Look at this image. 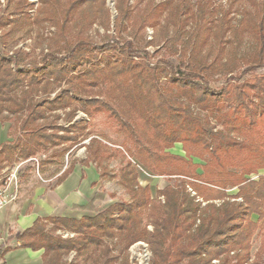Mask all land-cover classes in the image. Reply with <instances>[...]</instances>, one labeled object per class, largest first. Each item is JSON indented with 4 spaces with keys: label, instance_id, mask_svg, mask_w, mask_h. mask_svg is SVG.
<instances>
[{
    "label": "trees",
    "instance_id": "obj_1",
    "mask_svg": "<svg viewBox=\"0 0 264 264\" xmlns=\"http://www.w3.org/2000/svg\"><path fill=\"white\" fill-rule=\"evenodd\" d=\"M40 1L47 7L39 9L43 16L35 22H49L57 30L45 52L9 54L2 50L7 33L0 36V124H10L11 138L0 145V169L52 149L66 154L89 139L83 145L86 164L93 162L100 177L108 175L102 164L121 154L125 165L118 177L129 200L80 219L37 218L17 236L20 246L43 250V264H78L63 257L70 252L82 256L89 247L98 253L91 264H130L127 250L139 241L148 245L149 264H264V173L259 174L264 171V74L255 75L264 67V0H247L250 9L243 11L222 9L213 0H167L149 4L137 18L126 0H116L117 39L99 43L83 32L97 16L108 30L109 15L101 0H70L63 9L58 0ZM13 3L9 17H0V30L28 18V0ZM233 12L241 16L238 27L232 23ZM74 15L78 23L72 38L68 26ZM162 15L163 45H180V50L171 49L177 64L166 58L152 63L142 49L140 33L145 26L159 25ZM188 24L192 29L185 32ZM123 32L130 41L122 40ZM227 35L238 45L247 36L254 45L242 56H223L225 45L232 44ZM106 50L102 65L90 63L93 54ZM80 62L84 68L76 70ZM241 66L245 68L239 71ZM245 74L251 78L239 83ZM215 75L223 78L220 99L209 85ZM192 104L206 115L194 114ZM77 111L89 122L103 116L112 123L123 136L122 150L96 138L87 123L74 121ZM60 119L68 126L59 124ZM176 144L183 155L170 152ZM132 161L152 176H174L173 184L156 190L153 198L149 186L139 184ZM73 166L63 170L57 184ZM231 189L236 193L229 194ZM101 198L102 193H94L80 209L92 211ZM47 223L52 231L74 237L54 236ZM255 237L259 244L252 251ZM112 239L119 245L116 257L105 244Z\"/></svg>",
    "mask_w": 264,
    "mask_h": 264
},
{
    "label": "rangeland",
    "instance_id": "obj_2",
    "mask_svg": "<svg viewBox=\"0 0 264 264\" xmlns=\"http://www.w3.org/2000/svg\"><path fill=\"white\" fill-rule=\"evenodd\" d=\"M13 1L17 0H0V17H9L10 12L12 11L14 7ZM49 3H52L53 0H45ZM60 4V9L65 8L68 3H70V0H58ZM104 3V7L109 15L108 21H109V28L108 30H105L99 23H98V16L96 21L91 24L86 30H84L83 34L87 39H90L93 42H101L102 40L106 39H117V34L114 29V22L117 17V11H116V0H101ZM167 0H126V3L128 7L131 9L132 17L135 18L141 11H143L149 4L156 6L158 4H161ZM197 0H189L191 4H195ZM45 3H41L40 0H28V5L25 6V10L27 11V20L20 19L16 23H11L10 25L6 26L2 30H0V36L1 34L7 33L6 37V44L2 47V50L4 52H7L9 54H12L15 51H22L26 54H29L31 56H37L41 52H45V48L47 44L49 43L50 39L55 35L57 32L56 28L50 24L49 22H41L40 24H37L35 22L36 17L43 16L41 11L39 10L41 7L46 8L47 5H44ZM214 6H220L222 9H227L229 6L232 7V10H238L243 11L245 9H250L249 4L247 3V0H213ZM193 10H196V7H193ZM221 14L214 16V18L219 17ZM75 16V17H74ZM72 17V22L68 26V37L75 38V34L77 32V16L74 15ZM231 16L234 17V20L232 21L234 27H238L239 21L241 20V16L237 14V12H233ZM132 18V19H133ZM137 18V17H136ZM164 15H162L159 19L160 24L152 27V26H145L143 28V31L140 33V35L143 37L144 44L143 50H145L148 54L149 60L152 63H156L158 59L166 58L170 61H175L177 54H172V50H180V45L175 44L174 46L170 47L171 44L163 45L164 44V38L162 35H165L163 31L161 30V25H164ZM133 22V20H132ZM129 23V22H128ZM192 23V22H191ZM192 29V25L188 24L186 28H184L185 32H190ZM129 31V27L126 30ZM127 32L122 33V40L130 41L132 38ZM173 28L172 26L168 27V37L172 35ZM183 40L188 39L187 35L182 36ZM226 38L232 42V44H226L225 48L222 52L223 56H229V53H234L238 56H242L245 53H248L249 50L252 48V45H254L253 40L250 39L247 36H243L242 41L238 45L235 41L233 42L232 37L230 38L229 35L226 36ZM230 38V39H229ZM121 40V41H122ZM227 41V40H226ZM174 47V48H173ZM107 53V50L105 53L98 52V54H93L90 58V63H97L98 65L103 64L102 57ZM97 55V57H96ZM95 56V57H94ZM136 59V58H133ZM175 64L176 61H175ZM80 66L77 67L76 70H81L84 68V62L79 63ZM90 67V66H89ZM245 68V66H241L239 71H242ZM239 71L237 72V75H239ZM264 74V67H261L255 71V75H263ZM251 78V74H245L240 78L239 83H241L245 79ZM222 79L219 75H215L213 79H209V85L212 88V90L216 91L215 95L218 99L221 98V95L219 93V88L222 84ZM161 81H165V78L161 77ZM190 109L193 111L194 114L205 116V112H201L195 105H191ZM59 115L61 118L63 117V113L59 112ZM210 122L213 124L214 119L212 117L209 118ZM74 121H83L89 125V131L92 134H98L99 140H102L104 143H106L108 146L111 147V149L118 148L121 149L123 136L119 133H116L114 130V125L112 123L108 122L103 116H98L94 122H89V119L80 111H77L76 116L74 118ZM59 124L63 126H68V124L63 121V119H60L58 121ZM91 123L93 125H91ZM220 128L217 126L215 128ZM89 139L85 140L82 144L87 145ZM83 145H77L70 149L69 152L66 154L61 153L62 148L52 149L49 150L46 154H39L34 159L25 164L23 167L27 168L26 171H29L30 169L34 173L35 177L37 179H41L47 176H51L53 174H61L63 170H65L70 163H74L75 168H77L79 171H84L85 165L89 166L92 165L95 167L93 162H87V152L85 147ZM122 150V149H121ZM171 153L177 154V155H183V152L181 150V145L176 144L173 149L170 150ZM125 161L122 159V156L120 153H115V155L104 162L102 164V167H105L107 170L108 175L100 177L97 182H95L92 187L91 191L94 193L99 192L102 193V198L100 200H97L93 203V209L92 211L88 210L86 213V216H93L95 212L99 211L103 207H108L109 205L119 202V201H128L129 195L125 189L124 186L121 185L119 181L118 174L120 173V170L124 167ZM132 165L135 167L137 172V180L141 186H149L151 195L154 198L156 195V190L163 189L167 185H172L174 182V176L172 177H156L150 175L148 172L143 170L140 166H138L134 161H132ZM96 168V167H95ZM25 171V175L26 174ZM97 172H99L97 170ZM110 174L115 175L114 178L110 177ZM264 171H259V174H263ZM46 174V175H45ZM83 176H81V179ZM251 178L256 179L257 176L252 175ZM42 180V179H41ZM0 184H2V181H0ZM188 191H190V188H188ZM193 194V192H191ZM229 194L236 193L235 189H231L228 191ZM161 201H163L162 197H159ZM218 204L217 201H214ZM204 204V203H203ZM253 220L256 221V217L253 216ZM146 223V220L144 221ZM264 226V222H263ZM47 229L50 232L54 233V236H60L61 238H72L74 237V234L68 231L64 230H56L52 231V225L51 223L46 224ZM148 230H152V227L150 225L147 226ZM105 244L111 247L110 256L116 257L118 256L119 252V245L117 243L116 239L112 240H105ZM259 244V237H255L252 243V248L254 251ZM128 261L130 264H149V261L151 259V253L149 251L148 245L145 242H136L132 244L128 250ZM98 253H94L92 251V247H89L82 256H77L75 252H70L65 257H63V261L65 262H76L78 264H84L82 261L88 260L85 264H91L93 261V258L96 257ZM214 264H217L218 262L213 261ZM113 264H119L118 261H115Z\"/></svg>",
    "mask_w": 264,
    "mask_h": 264
},
{
    "label": "crops",
    "instance_id": "obj_3",
    "mask_svg": "<svg viewBox=\"0 0 264 264\" xmlns=\"http://www.w3.org/2000/svg\"><path fill=\"white\" fill-rule=\"evenodd\" d=\"M9 126V123L0 124V145L11 140ZM33 159H19L0 169L1 179L18 167L17 181L9 188L14 199L0 210V264H43V250L33 251L20 246L17 236L30 228L37 218L80 219L86 216L87 211L80 207L90 202L94 194L91 187L100 178L92 165L85 166L84 171L74 165L59 184L57 177L60 174L37 179L31 169L26 171L28 167H23Z\"/></svg>",
    "mask_w": 264,
    "mask_h": 264
},
{
    "label": "built area",
    "instance_id": "obj_4",
    "mask_svg": "<svg viewBox=\"0 0 264 264\" xmlns=\"http://www.w3.org/2000/svg\"><path fill=\"white\" fill-rule=\"evenodd\" d=\"M18 167L10 170L7 176L0 179L2 184H0V210L7 206L13 199L14 196L11 195L9 188L12 184L17 181Z\"/></svg>",
    "mask_w": 264,
    "mask_h": 264
}]
</instances>
